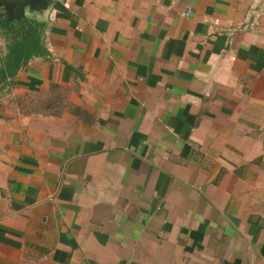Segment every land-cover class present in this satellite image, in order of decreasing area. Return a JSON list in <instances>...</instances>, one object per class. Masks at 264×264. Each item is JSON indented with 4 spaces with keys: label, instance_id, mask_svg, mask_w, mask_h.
<instances>
[{
    "label": "crops",
    "instance_id": "obj_1",
    "mask_svg": "<svg viewBox=\"0 0 264 264\" xmlns=\"http://www.w3.org/2000/svg\"><path fill=\"white\" fill-rule=\"evenodd\" d=\"M251 4L25 9L41 54L0 79V264H264Z\"/></svg>",
    "mask_w": 264,
    "mask_h": 264
},
{
    "label": "trees",
    "instance_id": "obj_2",
    "mask_svg": "<svg viewBox=\"0 0 264 264\" xmlns=\"http://www.w3.org/2000/svg\"><path fill=\"white\" fill-rule=\"evenodd\" d=\"M1 32L6 39V53L0 67V79L12 77L30 58L41 54L37 45V25L24 18L12 23H0Z\"/></svg>",
    "mask_w": 264,
    "mask_h": 264
},
{
    "label": "water",
    "instance_id": "obj_3",
    "mask_svg": "<svg viewBox=\"0 0 264 264\" xmlns=\"http://www.w3.org/2000/svg\"><path fill=\"white\" fill-rule=\"evenodd\" d=\"M50 2L51 0H0V21H19L25 16L26 8L32 12L46 10Z\"/></svg>",
    "mask_w": 264,
    "mask_h": 264
},
{
    "label": "built area",
    "instance_id": "obj_4",
    "mask_svg": "<svg viewBox=\"0 0 264 264\" xmlns=\"http://www.w3.org/2000/svg\"><path fill=\"white\" fill-rule=\"evenodd\" d=\"M251 11H253L256 16L252 23V26L256 25L257 19L264 15V0H252Z\"/></svg>",
    "mask_w": 264,
    "mask_h": 264
}]
</instances>
